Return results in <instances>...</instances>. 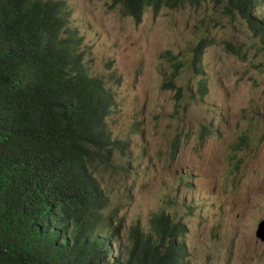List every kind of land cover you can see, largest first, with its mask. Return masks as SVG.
Returning a JSON list of instances; mask_svg holds the SVG:
<instances>
[{
	"label": "rangeland",
	"instance_id": "374dc122",
	"mask_svg": "<svg viewBox=\"0 0 264 264\" xmlns=\"http://www.w3.org/2000/svg\"><path fill=\"white\" fill-rule=\"evenodd\" d=\"M110 2L62 0L87 71L113 93L106 122L123 147L93 159L114 212L104 224L120 225L107 262L125 254L131 223L148 231L164 210L183 226L180 264H264L261 34L213 0L147 7L139 23ZM253 15L264 22V0Z\"/></svg>",
	"mask_w": 264,
	"mask_h": 264
},
{
	"label": "trees",
	"instance_id": "16d2710c",
	"mask_svg": "<svg viewBox=\"0 0 264 264\" xmlns=\"http://www.w3.org/2000/svg\"><path fill=\"white\" fill-rule=\"evenodd\" d=\"M202 1L110 6L139 23L147 7ZM213 1L247 18L264 41V24L253 15L261 0ZM202 45L192 59L197 69ZM112 104L110 88L84 65L62 0H0V264H180L183 226L164 210L151 214L148 231L131 223L125 254L107 262L120 225L104 224L114 212L106 210L93 159L108 164L110 150L123 148L107 127Z\"/></svg>",
	"mask_w": 264,
	"mask_h": 264
},
{
	"label": "water",
	"instance_id": "95a60500",
	"mask_svg": "<svg viewBox=\"0 0 264 264\" xmlns=\"http://www.w3.org/2000/svg\"><path fill=\"white\" fill-rule=\"evenodd\" d=\"M255 235L261 241H264V217L258 221L257 227L255 229Z\"/></svg>",
	"mask_w": 264,
	"mask_h": 264
},
{
	"label": "clouds",
	"instance_id": "9594fccd",
	"mask_svg": "<svg viewBox=\"0 0 264 264\" xmlns=\"http://www.w3.org/2000/svg\"><path fill=\"white\" fill-rule=\"evenodd\" d=\"M255 18H257V17H255ZM246 19H247V18H246ZM258 20H262V19H258ZM262 23L264 24L263 20H262ZM249 24H250V23H249ZM255 32H259V31H255ZM259 33L261 34V32H259ZM261 38H262V37H261ZM262 40H263V39H262ZM263 217H264V216H263ZM263 217H262V218H263ZM262 218H261V219H262ZM257 223H258V222H257ZM256 227H257V224H256ZM255 229H256V228H255ZM255 236H256V235H255ZM256 237H257V236H256ZM257 238H258V237H257ZM258 239H259V238H258ZM259 240H260V239H259ZM260 241H261V240H260ZM262 242H264V241H262Z\"/></svg>",
	"mask_w": 264,
	"mask_h": 264
}]
</instances>
